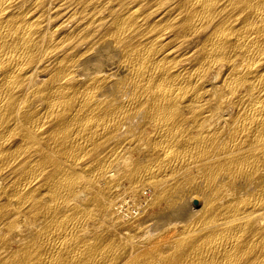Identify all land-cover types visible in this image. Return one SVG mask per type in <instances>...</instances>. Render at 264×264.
Returning <instances> with one entry per match:
<instances>
[{"label":"bare ground","instance_id":"1","mask_svg":"<svg viewBox=\"0 0 264 264\" xmlns=\"http://www.w3.org/2000/svg\"><path fill=\"white\" fill-rule=\"evenodd\" d=\"M0 264H264V0H0Z\"/></svg>","mask_w":264,"mask_h":264},{"label":"rangeland","instance_id":"2","mask_svg":"<svg viewBox=\"0 0 264 264\" xmlns=\"http://www.w3.org/2000/svg\"><path fill=\"white\" fill-rule=\"evenodd\" d=\"M166 203V198L165 197H159L157 202H156V206H162ZM184 225V220L182 218H176L172 221V229L174 230H178L180 228H182V226Z\"/></svg>","mask_w":264,"mask_h":264}]
</instances>
